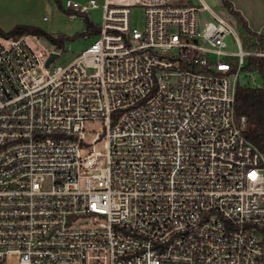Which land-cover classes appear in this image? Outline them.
<instances>
[{
  "label": "built area",
  "instance_id": "1",
  "mask_svg": "<svg viewBox=\"0 0 264 264\" xmlns=\"http://www.w3.org/2000/svg\"><path fill=\"white\" fill-rule=\"evenodd\" d=\"M100 6L95 40L63 66L61 48L0 33V264H264V154L234 109L264 42L245 48L204 3Z\"/></svg>",
  "mask_w": 264,
  "mask_h": 264
},
{
  "label": "rangeland",
  "instance_id": "2",
  "mask_svg": "<svg viewBox=\"0 0 264 264\" xmlns=\"http://www.w3.org/2000/svg\"><path fill=\"white\" fill-rule=\"evenodd\" d=\"M72 1L83 2L85 0ZM95 1L99 4V7L92 9L87 18L95 26H100L102 22V8L100 5L103 0ZM188 1L198 6L204 3L218 15L228 18L245 48H253L252 42L255 40L253 33L256 36L264 37V0H228L232 8L238 11L246 22L250 30L249 33L245 32L244 26L237 22L234 15L224 6L223 0ZM64 3L65 0H0V30L6 33L16 26H28L39 28L54 36L67 37L64 46L60 50L59 57L54 61L55 65H66L78 53L89 46L95 40L96 35L84 32L86 28L84 17L65 7ZM143 18L141 7L135 6L131 9L130 19L132 25L139 28L142 27ZM198 18L200 22L212 20V16L206 10H200ZM19 35H25L32 48L48 50H53L54 48L53 44L43 36ZM225 41L229 50L235 51L237 49L232 36H227ZM259 43L262 45L263 41H259ZM246 66L247 64L245 63L244 68ZM238 82L241 85L260 87L264 82V74L256 69H244ZM100 126L101 122L99 120L86 121L84 124L85 141L91 143L95 131ZM95 148L101 150L102 143L96 144Z\"/></svg>",
  "mask_w": 264,
  "mask_h": 264
},
{
  "label": "trees",
  "instance_id": "3",
  "mask_svg": "<svg viewBox=\"0 0 264 264\" xmlns=\"http://www.w3.org/2000/svg\"><path fill=\"white\" fill-rule=\"evenodd\" d=\"M223 4L234 15L237 22L241 23L244 26L245 32L249 33L250 30L240 13L232 8V5L228 0H223ZM82 16L84 17L85 21V31H88L90 34L95 35L98 32V26H95L92 22H90L87 16ZM0 33L7 35L32 34L43 36L58 48H62L65 41L67 40V37L54 36L39 28L28 26H16L6 33L0 30ZM81 35H83V33H81ZM253 35L255 36V39L264 41L263 36H256L255 33H253ZM245 69H256L264 74V58H249L248 65ZM234 109L236 116H245V134L247 138L264 154V82L260 87H252L249 85H241L237 83L235 87Z\"/></svg>",
  "mask_w": 264,
  "mask_h": 264
},
{
  "label": "water",
  "instance_id": "4",
  "mask_svg": "<svg viewBox=\"0 0 264 264\" xmlns=\"http://www.w3.org/2000/svg\"><path fill=\"white\" fill-rule=\"evenodd\" d=\"M56 53H51L50 57L48 58L46 64H48L50 61H52L56 57Z\"/></svg>",
  "mask_w": 264,
  "mask_h": 264
},
{
  "label": "crops",
  "instance_id": "5",
  "mask_svg": "<svg viewBox=\"0 0 264 264\" xmlns=\"http://www.w3.org/2000/svg\"><path fill=\"white\" fill-rule=\"evenodd\" d=\"M264 42V41H263Z\"/></svg>",
  "mask_w": 264,
  "mask_h": 264
}]
</instances>
